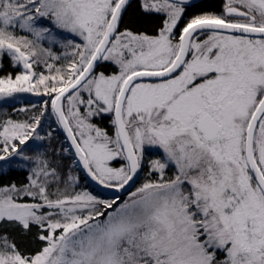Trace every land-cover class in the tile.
<instances>
[{"label":"snow or ice","instance_id":"1","mask_svg":"<svg viewBox=\"0 0 264 264\" xmlns=\"http://www.w3.org/2000/svg\"><path fill=\"white\" fill-rule=\"evenodd\" d=\"M135 3L0 0V264H264V0Z\"/></svg>","mask_w":264,"mask_h":264},{"label":"trees","instance_id":"2","mask_svg":"<svg viewBox=\"0 0 264 264\" xmlns=\"http://www.w3.org/2000/svg\"><path fill=\"white\" fill-rule=\"evenodd\" d=\"M206 3H214L219 4L220 0H204ZM158 23V20L155 17L144 16L140 13L139 9L136 7V3L134 0L133 8L129 10L128 17L125 21V25L133 30H147L149 32L155 27ZM38 101L42 99L41 97H37ZM33 102H37L35 100H31ZM24 105V100H21L16 104V107H21ZM7 111L11 112L12 109L8 108ZM13 178L17 180H22L23 176L15 175Z\"/></svg>","mask_w":264,"mask_h":264},{"label":"rangeland","instance_id":"3","mask_svg":"<svg viewBox=\"0 0 264 264\" xmlns=\"http://www.w3.org/2000/svg\"><path fill=\"white\" fill-rule=\"evenodd\" d=\"M21 97H27V99L28 100H35V101H38V98L36 97V96H34V95H32V94H27V93H25V94H19ZM23 100V99H22ZM18 102H20V101H18ZM17 102V103H18Z\"/></svg>","mask_w":264,"mask_h":264},{"label":"water","instance_id":"4","mask_svg":"<svg viewBox=\"0 0 264 264\" xmlns=\"http://www.w3.org/2000/svg\"><path fill=\"white\" fill-rule=\"evenodd\" d=\"M107 194V193H106Z\"/></svg>","mask_w":264,"mask_h":264}]
</instances>
